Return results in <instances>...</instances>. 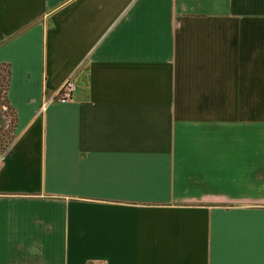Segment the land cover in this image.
Here are the masks:
<instances>
[{"label": "crops", "instance_id": "1", "mask_svg": "<svg viewBox=\"0 0 264 264\" xmlns=\"http://www.w3.org/2000/svg\"><path fill=\"white\" fill-rule=\"evenodd\" d=\"M1 64L0 264H264V0H0Z\"/></svg>", "mask_w": 264, "mask_h": 264}, {"label": "built area", "instance_id": "2", "mask_svg": "<svg viewBox=\"0 0 264 264\" xmlns=\"http://www.w3.org/2000/svg\"><path fill=\"white\" fill-rule=\"evenodd\" d=\"M74 88V83L71 79L66 78L65 80L62 81V83L60 84V86L58 87V89L50 96V98H48L47 101H66L70 98V93L72 92ZM0 110L4 113H7V107L4 104L0 105ZM5 116V114H4ZM5 117H8L5 116ZM8 121V120H7ZM97 264H105L104 262H98Z\"/></svg>", "mask_w": 264, "mask_h": 264}, {"label": "trees", "instance_id": "3", "mask_svg": "<svg viewBox=\"0 0 264 264\" xmlns=\"http://www.w3.org/2000/svg\"><path fill=\"white\" fill-rule=\"evenodd\" d=\"M7 75H8V69H7V65H0V105L4 104L7 107V115H9L8 118V123L6 126L9 127V130H12V127L14 125V115L13 112L10 110V108L8 107V104L6 103V99H5V89H6V85H7ZM11 138V134L9 137V140ZM8 140V141H9ZM6 144H3L2 146H0V150L4 148Z\"/></svg>", "mask_w": 264, "mask_h": 264}, {"label": "rangeland", "instance_id": "4", "mask_svg": "<svg viewBox=\"0 0 264 264\" xmlns=\"http://www.w3.org/2000/svg\"><path fill=\"white\" fill-rule=\"evenodd\" d=\"M4 114H5V116H7L6 112H4ZM8 118H9V115H8V117H4V120L6 121L5 125L2 126V124H0V146H2L3 144H7L9 137H10V134H11L9 127L6 126L8 123L7 122Z\"/></svg>", "mask_w": 264, "mask_h": 264}]
</instances>
